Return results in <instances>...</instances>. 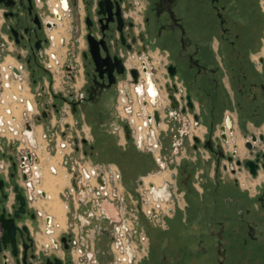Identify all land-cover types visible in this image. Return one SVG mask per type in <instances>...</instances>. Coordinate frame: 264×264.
Returning <instances> with one entry per match:
<instances>
[{
  "label": "flooded vegetation",
  "instance_id": "af4514ba",
  "mask_svg": "<svg viewBox=\"0 0 264 264\" xmlns=\"http://www.w3.org/2000/svg\"><path fill=\"white\" fill-rule=\"evenodd\" d=\"M263 1L0 0V62L26 82L22 91L12 87L35 99L24 137L41 147L46 140L35 125L45 124L48 141L61 137L71 148L64 157L60 145L53 155L39 149L52 174L35 170L43 183L39 188L36 179V189L62 191L71 183L83 195L80 204L97 210L77 216L88 231L81 243L92 250L79 246L67 215V228L55 238L54 216L31 208L35 197L23 184L38 157L25 151L18 162L11 157L17 145L2 140L0 215L14 218L17 255L7 238L0 264H80L75 250L90 264H118L123 237L132 239L137 227L144 231L136 243L144 253L137 263L132 255L131 264H264V178L243 187L238 177L244 173L255 181L264 175ZM56 72L64 88L55 86ZM22 105L12 107L17 116ZM58 115L67 116L62 128ZM72 154L99 161L68 166ZM152 157L161 168L176 159V183L151 187L154 199L169 203L168 217L141 208L143 214L121 224L114 195L135 190L134 183H123V174L129 179L147 171ZM61 161L73 175L67 180L58 176ZM82 168L94 176L78 186ZM145 178L132 182L146 188ZM155 181L159 186L162 179ZM56 198L46 192L50 211ZM58 198L66 214L68 205ZM0 231L2 241L1 222ZM39 232L50 242L40 241Z\"/></svg>",
  "mask_w": 264,
  "mask_h": 264
},
{
  "label": "rangeland",
  "instance_id": "374dc122",
  "mask_svg": "<svg viewBox=\"0 0 264 264\" xmlns=\"http://www.w3.org/2000/svg\"><path fill=\"white\" fill-rule=\"evenodd\" d=\"M263 3H264V1H263ZM57 37H59V36H57ZM262 37H263V40H262V45H261V49L260 50H261V54L264 55V21H263V35H262ZM58 52L61 54V53H64V50L58 51ZM259 66L261 67V63H259ZM55 75H56V83H55V86L58 87V88H64V82H63L62 74H58L56 72ZM24 84H26V82ZM12 91H13V93L15 92L16 94H18L20 96L22 95L21 92L17 89L16 86L13 87ZM22 96H24L25 98L26 97H29L31 100H33L35 102L34 95L31 94V93H23ZM15 103L16 102L12 103V106ZM18 104L21 105L22 102L20 103V101H18ZM64 109L67 110V106H64ZM23 111H25V106L22 105L21 115L18 116L19 117L18 121L21 124L24 122V118L26 119V112H25V116L23 118V115H22L23 114ZM1 112H2V109H1ZM28 117H30V119L33 120L34 119V114L33 113H29ZM58 119H59V121L61 123V124H59L61 126H58V128L64 127L63 126L64 125L63 123H64V120H67V116H64V115H60L59 116L58 115ZM47 131H48L49 134L51 133V131H49L48 129H47ZM8 135H10V134H8ZM51 135L53 136L52 133H51ZM9 137H11V135ZM19 137H22V138L25 139L24 136H21L20 135ZM58 141H59L58 143H60V142L66 141V140H63V139H61V137H58ZM46 142H47V140H46ZM49 144L50 145H48V142H47L48 147L44 151L45 152V156L47 155V152L49 154H51V155L55 154V152H56L55 150L60 145V144L56 145L52 141H49ZM27 145L29 146V144L27 142H24L23 141L21 146L26 148V147H28ZM30 148L33 151H35L37 154L39 152V149H41L40 146H38L36 148H33L32 146H30ZM26 149H25V151H26ZM70 149L71 148L68 147V148L63 149V150H64V152H66V151H70ZM67 160H68V166L69 165L70 166H74V165L75 166H78L80 164L84 165L85 163L86 164L87 163L97 164V162L99 161V159H97V158L96 159L95 158H92V157L91 158L90 157L81 158V157H77L75 154H72L69 158H67ZM151 160L152 161H151L150 167H149V169H147V171H145L143 173H140V174H137V173L134 174L135 175V180H134L135 182L141 176H145L146 178L149 177V180L148 181H150L151 184L149 183L148 187L146 186V188H145V187L138 186L137 184H135V182H132V180L130 178L128 179L127 176L125 174H123V176H124L123 177V183L126 184V185L128 183H130L131 185H133V183H134L135 190H134V194H133V191H131V190L129 191V188L126 187L128 189H126V190H120L119 189V190L116 191L117 196L114 195V198H115L114 199V203H115L114 206L115 207L117 206L118 214H119V216L116 219L121 224H123L124 222L126 224H129L131 222V220L135 216H137V215H139L141 213L143 214V212H144L143 210L145 209L147 211L149 208L152 209V212L153 213H159L160 215H165L164 218L165 217H168L167 216V213H168L169 203L166 202V201H164L161 197H159V199L158 198L154 199V195H153V192H152L151 187L153 186V187L164 188L166 186V184L167 183H170L171 181H173L174 183H176V179H177L176 176H177V174L176 173L174 174V171H176V169L174 168L175 167V164H176V159L175 158H168L169 167H167V168H161V166L159 165L158 162H156V160H155L154 157H152ZM77 161H79L80 163H76ZM129 165H130V163H128L127 166L125 165L126 168H129ZM48 168L49 167H47V170L45 169L46 170V173H45L46 175L47 174H52L50 171H48ZM156 174H160V175H158L157 177H153ZM65 175H66V180H67V176L69 178L71 176V173H68L65 169H60V175H58V176L64 177ZM238 177H239V181H240V183L242 184L243 187H250V185H252L251 183L258 182L259 180H261L262 178H264V175L262 174L255 181L249 175H246L244 173L238 174ZM146 178H145V180H147ZM155 178H157V179L158 178H161L162 179V182L159 184V186H158V182L155 181ZM79 179H81V175H80ZM44 180H45V178H44ZM38 184H40L39 185V188H41L43 186V183L41 182V180H40V182H38ZM69 186H70V183H69L68 186H67V184H65L63 190L60 191V193H59L61 199L64 200L67 203V205H68V210L66 211V215L68 217L69 223L70 224H73V227L76 229V232L79 233V236H80L79 246L82 247L84 249V251H85V247L87 248V250H92V248H88L86 245L84 247V245L81 243V241H83V238L81 237V235H83V234L85 235L86 233H88V231L84 230L85 227H83V225L78 222L77 216H78L79 213H82V214H85L86 213L87 214V213L90 212V210L93 211V212H95L96 209L93 210L92 207L95 208L96 206L94 204L93 205H90L91 203L88 204V205H86V204H80V202H79L80 199L79 198H82L83 197L81 191L74 192L73 195H71L70 192H69V190H68V187ZM174 186H176V185L174 184ZM178 186H180L179 183H178ZM181 189L182 188H180V190ZM250 189H253V188H250ZM180 190H179V192H180ZM251 191L254 192L253 190H251ZM28 192H29V194H33L32 196H34L36 194L35 193L36 192V187H35V190H31V191H28ZM46 192H48V191H46ZM71 196H73L75 198L74 200H72V202H70L67 199V198H69ZM87 199L88 198L86 197L85 200H87ZM153 199L156 202H158V204H161V207H157V205L154 203ZM48 200L49 199L43 198L40 194L39 195L37 194L36 197H35V200L34 201H31V208L32 209L37 208L39 211H41L43 213V215L49 214V215L54 216V219H56L55 213H52L50 211V209L48 208V207H50ZM85 202L86 201H84V203ZM104 204L106 205V208L107 209H110L109 206L111 204L107 203V201H104ZM114 206L111 205L112 209H114L113 208ZM172 207H175L174 203H173V206ZM163 208H164V210H163ZM158 217H161V216H158ZM150 218L152 220V223H158V221H159V219H156V216H151ZM162 219H160V222L163 221ZM66 220H67V218H66ZM40 221H41V224H42L43 216H40ZM56 222L57 221H54V230H55V232L53 233L55 235L54 237H57L58 234H60L64 229L67 228V221H66V224L64 225V227H62V226L61 227H58L56 225ZM103 222L104 223H107L105 221H103ZM137 229H138L137 235L134 236V237H132V239L130 237V240L129 241L127 239V237L129 236L127 234V231L125 232L127 234L126 237H123V238H125L126 244H130L131 247H133V249L135 248L133 251H134V254H135V258H136L135 259L136 260L135 261L136 263L138 262L139 258L141 256H143V253H144L143 250H142V248H138L137 247L138 245L136 244L137 241H138V237L137 236L141 232H144V231L142 230L143 228H141V230H140L137 227ZM89 230H90L89 231V234L90 235H93L94 234V229L93 228H90ZM37 237L39 238L40 241H46V242H50V239H51V237H48L47 234L42 233V232H39L37 234ZM85 237H86V235H85ZM51 251H53V252H55V253H57L59 255L62 254V250H55V249H52L51 248ZM116 253H117L116 255L119 258H121L122 255H123V253L121 252L120 248L117 249ZM116 255H114L112 258H110L111 261L116 262V257H117ZM74 256L76 258V261H78V263L80 262V264H85V263H89L90 264V262H85V260L82 261L84 259L85 255L84 254H79V252L76 251V250L74 251ZM118 262H119L118 264H122V261L120 259H119ZM228 264H235V260H231L230 262H228Z\"/></svg>",
  "mask_w": 264,
  "mask_h": 264
},
{
  "label": "built area",
  "instance_id": "2783aa9c",
  "mask_svg": "<svg viewBox=\"0 0 264 264\" xmlns=\"http://www.w3.org/2000/svg\"><path fill=\"white\" fill-rule=\"evenodd\" d=\"M3 64H4V62H0V139H3L4 141H6L5 144H7V145H12V144L17 145L16 149L11 152V157L12 156L15 157V160L18 162H20V157L23 153H25L26 148H27L26 151H29L31 153H35L36 156L38 157L37 159H35L30 164V167L27 170V176H28L27 182L23 183L24 187L27 189V192H28L31 190H35L36 179H37V182H40V177L36 178V173H35V170L40 169L39 164H38L39 155L30 148V146H32L33 148H36L37 143L32 144L28 138L24 139L22 137H19V135L24 136L28 133V131L26 130V124L30 120V117H28L29 113H32L31 107H30V98H25L24 96H17L15 94V92L13 93L14 98L11 99L8 97L7 90L11 89L13 84H18L19 90L22 91L24 89L25 81L23 80V78L20 75H14L7 64L6 65H3ZM18 100H20V102H22V104H24L23 106H25V111H23L22 115L24 118L25 112H26V119L24 118V122L22 124L19 123V121H18L19 118L13 112V108H12V103L15 101L18 102ZM1 109H2V112H1ZM10 120H12V121H10ZM31 133H33V132H31ZM8 134H10L11 137H9L10 135H8ZM43 138L48 140L47 139L48 137L45 133H43ZM23 141L27 142L29 144V146L27 145L28 147H26V148L22 147L21 145H22ZM58 142L59 141L57 140L56 145L59 144ZM65 142L67 143V141L60 142L61 143L60 145L63 149L67 148ZM1 146H2L1 149H3L2 144H1ZM55 151H56L55 153H57L58 148ZM64 155H65V152L63 154V157H64ZM63 157H62V161H63ZM62 161H61V163H62ZM5 164H6L5 160H3L2 163H0V170L2 172L3 171L5 172V169H4ZM50 168L54 172H56V169L54 167H50ZM80 172H81V179L78 180V186H80L81 182L83 183L85 181H88V179H91L92 176H94L90 173L89 169L86 170V169L82 168V169H80ZM72 176L73 175L71 174L70 178ZM31 183H32V186L29 187V185ZM75 189L76 188L70 183V190H72V192L74 193V192H76ZM35 193L36 194L33 197H36L37 194L38 195L40 194L43 198L46 197V192H44V191L36 189ZM28 194H29V192H28ZM87 194H88V196H90V194H91L90 191H88ZM29 195H33V194H29ZM93 196H96L95 193H93ZM156 205H157V207H161V204H158V202L156 203ZM49 229H51V226L44 224V230H49ZM123 232H124V230H123ZM0 234H2V231H0ZM124 239H123V245L120 248L121 252L123 253L121 260H122V262H124L126 264H131L132 263L131 256L132 255L135 256L134 251H133L135 248L133 249V247H131V245L130 246L126 245Z\"/></svg>",
  "mask_w": 264,
  "mask_h": 264
},
{
  "label": "crops",
  "instance_id": "0c3cea01",
  "mask_svg": "<svg viewBox=\"0 0 264 264\" xmlns=\"http://www.w3.org/2000/svg\"><path fill=\"white\" fill-rule=\"evenodd\" d=\"M38 126H41V128H42V131H43V133H44V131L46 130V126H45V124H37L36 126H35V128H37ZM34 128V129H35ZM2 140L3 139H0V163H2L3 162V158H2V146H1V144H2ZM4 141V140H3ZM37 141V146L36 147H38V146H40V144H39V142H38V140H36ZM47 142H48V145H50L49 144V141L47 140ZM47 142L46 143H41V151H42V153H44V151H45V147L47 148L48 147V145H47ZM7 155H9V153H7ZM38 164H39V168L40 169H43V170H45L48 166H49V164H50V160H49V158H45L44 160H41V158L39 157V159H38ZM61 166L67 171V168H66V166L63 164V163H61ZM2 171L0 170V173H1ZM46 190L48 191V192H51V193H53V194H55L56 195V201H54V202H52L51 203V205L53 206V209H52V213H55V215H56V219H55V221H57L56 223H60L62 226H64L65 225V222H66V214H65V212L63 211V208H62V205H61V203H60V201H59V198H58V195H59V193H60V191L59 190H56V189H54L53 187H46ZM52 216V215H51ZM53 217V216H52ZM53 220H54V217H53ZM43 228H44V225H43ZM64 231V230H63ZM62 231V232H63ZM61 232V233H62ZM53 238V237H52ZM56 238V237H55Z\"/></svg>",
  "mask_w": 264,
  "mask_h": 264
},
{
  "label": "water",
  "instance_id": "95a60500",
  "mask_svg": "<svg viewBox=\"0 0 264 264\" xmlns=\"http://www.w3.org/2000/svg\"><path fill=\"white\" fill-rule=\"evenodd\" d=\"M2 185H3V180L1 179L0 180V187L1 188H2ZM16 189H18V187ZM17 198L19 199L21 205H24V203H25V200L24 199L25 198L20 193H18ZM0 222H1V226L6 230V233H5L4 237H3V240L2 241L0 240V250H1V244H2V242L5 243V240L7 238H9L11 240L12 244H13L12 245L13 246V254L14 255H17L16 245H15V235H16V229H17V227L15 225L14 218H7L5 216V214L2 213L0 215ZM218 256L220 258L221 256H223V253L222 252H219L218 253ZM57 261H59V260H57ZM218 263L219 264H224V259L219 260Z\"/></svg>",
  "mask_w": 264,
  "mask_h": 264
},
{
  "label": "bare ground",
  "instance_id": "6f19581e",
  "mask_svg": "<svg viewBox=\"0 0 264 264\" xmlns=\"http://www.w3.org/2000/svg\"><path fill=\"white\" fill-rule=\"evenodd\" d=\"M12 89H13V87H12L11 89H8V90H7V93H8L7 95H8V97L11 98V99L14 98V97H13V92H10V91H12ZM15 94H16V93H15ZM16 95H17V96H20V95H18V94H16ZM16 95H15V96H16ZM18 101H20V100H18ZM15 102H17V101H15ZM13 103H14V102H13ZM12 107H13V106H12ZM18 118H19V117H18ZM10 121H12V120H10ZM16 124H17V123H16ZM47 194H48V193H47ZM154 203L156 204L157 202L154 201ZM57 226H59V224H57Z\"/></svg>",
  "mask_w": 264,
  "mask_h": 264
},
{
  "label": "trees",
  "instance_id": "16d2710c",
  "mask_svg": "<svg viewBox=\"0 0 264 264\" xmlns=\"http://www.w3.org/2000/svg\"><path fill=\"white\" fill-rule=\"evenodd\" d=\"M131 180H133L135 178V175L134 174H129L128 176Z\"/></svg>",
  "mask_w": 264,
  "mask_h": 264
}]
</instances>
